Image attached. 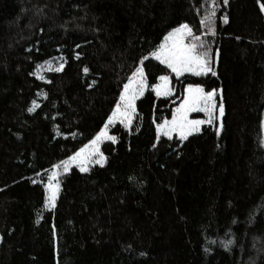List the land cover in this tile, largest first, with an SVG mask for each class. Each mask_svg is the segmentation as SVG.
<instances>
[{
	"label": "trees",
	"instance_id": "trees-1",
	"mask_svg": "<svg viewBox=\"0 0 264 264\" xmlns=\"http://www.w3.org/2000/svg\"><path fill=\"white\" fill-rule=\"evenodd\" d=\"M260 4L0 0V264H264ZM181 23L218 56L215 75L190 81L216 90L223 122L157 139L182 90L173 101L149 88L131 126L112 127L104 165L63 175L47 209L52 165L95 137L141 58ZM59 56L61 71L35 75ZM143 64L156 83L164 66Z\"/></svg>",
	"mask_w": 264,
	"mask_h": 264
},
{
	"label": "snow or ice",
	"instance_id": "snow-or-ice-1",
	"mask_svg": "<svg viewBox=\"0 0 264 264\" xmlns=\"http://www.w3.org/2000/svg\"><path fill=\"white\" fill-rule=\"evenodd\" d=\"M224 3H227V0H224ZM260 10L264 12V4H260ZM214 14L213 11L206 16L204 20L201 21V24H204L205 21H207L210 26L211 17ZM224 19L225 22H227V18L225 17ZM190 31L188 24H179L167 33L164 37V42L151 53L152 57L159 61L160 64L166 65V67L170 69L172 73H175L177 77L184 73H191L195 76H200L211 70L208 67L210 58L207 45L203 42L195 44L185 43L184 38L190 34ZM77 47H79V45H77ZM148 59V56H144L139 63L143 64L144 61H147ZM62 68L63 64L55 70L61 71ZM83 71L87 73L88 69L85 67ZM212 75H215V72H212ZM159 80L161 83L151 86L152 91L155 92L157 97L170 96L172 94V89L169 87V76L161 75ZM93 83H95V81H93ZM89 87H91V85H89ZM146 87L145 72L142 67L138 66L135 68V71L131 73V76L127 78V82L123 83V88L119 92V99L116 102L115 107L112 109L111 114L107 117V123L104 128H102L92 140L81 147L72 156L68 157L67 160L52 165L53 171L48 175L49 183L45 186L48 192L44 201L45 207L55 205L57 193L59 191V182L56 180L59 173L56 169L62 167L64 171L67 172L70 164L75 163L78 165L81 172H87L88 164L101 163L105 159L99 148L102 139L106 138L115 141V137L107 134L106 130L108 126L117 120L126 127L131 124L132 114L135 112V101L139 96L144 95ZM186 92L187 95L184 97L183 103L180 104L173 114L172 120H164L162 124L157 125L156 131L158 137L160 134H163L171 139V134L173 132H178L181 140H185L193 132H198L201 124L212 123V110L215 107L212 103V99L215 90L205 93L199 85L193 86L192 84H189L187 85ZM32 104L33 107L28 108L29 112H33L36 107H39L35 100L32 101ZM197 111L207 112L209 114V119L207 121L188 119V113ZM220 114L223 115L222 104L220 105ZM262 124H264V122H262ZM37 175H39V173H37ZM54 181L55 183H53ZM33 183H36V181H33ZM231 243V240L227 241L225 247Z\"/></svg>",
	"mask_w": 264,
	"mask_h": 264
},
{
	"label": "rangeland",
	"instance_id": "rangeland-1",
	"mask_svg": "<svg viewBox=\"0 0 264 264\" xmlns=\"http://www.w3.org/2000/svg\"><path fill=\"white\" fill-rule=\"evenodd\" d=\"M186 24H187V23H186ZM188 26H189V25H188ZM176 27H177V26H176ZM174 28H175V27H174ZM172 29H173V28H172ZM172 29H170L168 32H170ZM189 29H190L191 31H190V34L184 38V39H185V43H187V44H195V43H197V42H196L197 37L193 35V31H192V28H191L190 26H189ZM168 32H167V33H168ZM167 33L165 34V36L167 35ZM165 36H164V37H165ZM164 37H163L162 41L160 42V44L164 42ZM160 44H159V45H160ZM151 53H152V52L146 54L145 56H148L149 58H153V59H155L154 57L151 56ZM143 57H144V56H143ZM209 58H210V59H209L208 67H209L211 70H210V71H207V72H205V73H203V74H201L200 76H195V75H193V74H191V73H184L183 75L177 77V76L175 75V73H172L171 70L168 69V68L166 67V65H163L164 68H165V70H164V73H162L161 75H168V76H169V87L172 89V94H171L170 96H167L166 98H171L173 101H176V99L178 98V97H176L178 91H179V90H182V93H181V97L178 99V102H176V103L174 104V106L172 107L173 109H172V113H171V115H170L169 117H165V118H163L160 122H158V123L156 124V128H157V125H158V124H162L164 120H168V121H171V120H172L173 114L175 113L176 109L180 106V104L183 103L184 97L187 95V92H186L187 85H189V84H192L193 86L199 85V86L204 90L205 93L215 90V89H208L204 84H201V83H195V82L190 81L191 78H195V77H203V76H206V75H208V74H210V73L213 72V70L215 69V67H217V65H218V56L216 55V56H214V58H212V57H209ZM141 59H142V58H141ZM64 63H65V61H64L63 57H60V56H59V57H56V58H54V59L48 60V61H46V62H43V63L39 64V65L36 67V69H35V75H36L38 78H41V77H42V79H44L45 76H46V73L56 71L55 69L58 68V67H60L61 64H63V67H64ZM161 65H162V64H161ZM138 66H139V67H142V69H143L144 72H145V83H146V86H147V87H146V90L149 89V88H151L152 85H155V84L161 83V81L159 80V77L161 76V75H160V76L158 77V80H157L156 83L150 84V82H149V80H148V78H147V75H146V70H145L144 64H140V63H139ZM138 66H137V67H138ZM134 71H135V70H134ZM130 76H131V75H130ZM151 89H152V88H151ZM141 97H142V96H139V97L136 99V101H135V112L132 114V121H133L134 116H135V113H136V102H137V100H138L139 98H141ZM161 97H164V96H161ZM212 103L215 105V107H214L213 110H212V123H211V124H208V123L201 124V125L199 126V131H200V130L203 128V126H205V125H211V126H214L215 123H216V121L218 120V110H219V108H220L221 102H219L218 99H217L216 90H215V92H214V96H213V99H212ZM188 119H190V120H196V119H199V120L207 121V120L209 119V114H208L207 112H200V111H197V112H190V113H188ZM132 121H131V124H132ZM106 123H107V121H106ZM106 123H105V124H106ZM118 123H120L119 120L115 121L113 124L109 125L108 128H107V130H106L108 135H111V136L115 137V141H116V136L113 134V132H112L111 129H112L113 126H115V125L118 124ZM120 124H121V123H120ZM131 124L128 125L127 127H126L124 124H122V125L125 126L126 128H128V127L131 126ZM104 126H105V125H104ZM103 128H104V127H103ZM199 131H198V132H199ZM198 132H193L191 135H193V134H195V133H198ZM156 135H157V131H156ZM191 135H189V136L187 137V139H188ZM162 136H164V135H163V134H160L159 137L157 136V139H159V138L162 137ZM164 137H167V136H164ZM171 137H172V138L177 137L178 139L181 140L180 135H179L178 132H173V133L171 134ZM167 138H168V137H167ZM92 139H93V138H92ZM92 139H91V140H92ZM185 140H186V139H185ZM105 141H112V140H108V139L104 138V139H102V141H101V143H100V145H99L100 151L103 153L104 157H105V153H104V151H103V149H102V145H103V143H104ZM115 141H112V142H115ZM181 141H184V140H181ZM87 143H88V142H87ZM87 143H86V144H87ZM82 147H83V146H82ZM72 155H73V154H72ZM72 155H71V156H72ZM69 157H70V156H69ZM67 159H68V158H66L65 160H67ZM97 159H98V157H97ZM105 159H106V158H105ZM105 159H104L101 163H99V164H97V163H90V164H88V165H87L88 170L91 169L92 167H95V166H102V165H104V163H105ZM73 168H78V169H79L78 165L75 164V163L70 164L69 169H68L67 172H65L64 169H63L62 167L59 168V169H56V171H58V173H59V175L56 177V180L59 182V181H60V178H61L63 175L69 173V172L71 171V169H73ZM52 171H53V170H52ZM52 171H51V172H52ZM50 174H51V173H50ZM50 174H49V175H50ZM44 183H45V186L49 183V181H48V176H47L46 181H45ZM53 183H55V181H54ZM58 188H59V191H58V193H57V198H56V201H55V205H56V203H57V199L59 198V193H60V184H59V183H58ZM45 190H46V187H45ZM47 195H48V192H47V190H46V196H47ZM55 205H54V206L49 205V206L46 207V208H47V209H52V208L55 207ZM0 240H1V235H0Z\"/></svg>",
	"mask_w": 264,
	"mask_h": 264
},
{
	"label": "water",
	"instance_id": "water-1",
	"mask_svg": "<svg viewBox=\"0 0 264 264\" xmlns=\"http://www.w3.org/2000/svg\"><path fill=\"white\" fill-rule=\"evenodd\" d=\"M222 105H223V115H221L220 114V108H219V110H218V121L220 122V123H222L223 122V119H224V104L222 103Z\"/></svg>",
	"mask_w": 264,
	"mask_h": 264
}]
</instances>
